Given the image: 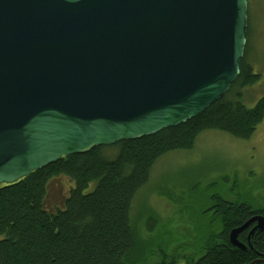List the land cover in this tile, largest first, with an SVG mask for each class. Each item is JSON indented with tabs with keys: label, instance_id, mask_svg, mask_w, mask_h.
<instances>
[{
	"label": "water",
	"instance_id": "obj_1",
	"mask_svg": "<svg viewBox=\"0 0 264 264\" xmlns=\"http://www.w3.org/2000/svg\"><path fill=\"white\" fill-rule=\"evenodd\" d=\"M247 31L248 0H0V186L202 115L239 78Z\"/></svg>",
	"mask_w": 264,
	"mask_h": 264
},
{
	"label": "trees",
	"instance_id": "obj_2",
	"mask_svg": "<svg viewBox=\"0 0 264 264\" xmlns=\"http://www.w3.org/2000/svg\"><path fill=\"white\" fill-rule=\"evenodd\" d=\"M247 59L229 93L186 124L63 157L0 186V264H151L160 259L159 264H178L180 245H173L168 254L164 246L159 254H148L138 229L142 216L134 213L137 198L152 185L163 159L192 152L202 135L218 132L240 140L254 136L264 122V97L251 109L243 103L246 88L261 78ZM60 177L74 187L63 207L51 212L49 186ZM206 195L205 209H200V216L209 221L205 236L196 244L189 241L200 254L199 264L249 263L255 257L234 247L229 234L255 215H264V207L223 188ZM161 196L177 203L168 192ZM252 243L264 260V232L256 233Z\"/></svg>",
	"mask_w": 264,
	"mask_h": 264
},
{
	"label": "rangeland",
	"instance_id": "obj_3",
	"mask_svg": "<svg viewBox=\"0 0 264 264\" xmlns=\"http://www.w3.org/2000/svg\"><path fill=\"white\" fill-rule=\"evenodd\" d=\"M247 61L254 74L261 76L244 91L243 103L251 109L264 97V21L251 39ZM73 187L66 177L53 180L48 210L62 208ZM221 188L264 207V122L250 140L206 133L192 152L172 154L156 166L152 185L139 194L134 211L136 216H142L138 229L148 254H159L163 246L167 254L173 245L191 249V243L205 236L209 224L200 216L206 194ZM162 192H168L177 203L161 196Z\"/></svg>",
	"mask_w": 264,
	"mask_h": 264
},
{
	"label": "flooded vegetation",
	"instance_id": "obj_4",
	"mask_svg": "<svg viewBox=\"0 0 264 264\" xmlns=\"http://www.w3.org/2000/svg\"><path fill=\"white\" fill-rule=\"evenodd\" d=\"M260 19L259 22H257ZM264 21V0H248V31H247V46L245 57L248 58L250 48H251V39L255 36V31L260 22ZM255 30V31H254ZM256 216H263L264 215H255ZM253 218V217H252ZM251 218V219H252ZM250 220V219H249ZM248 220V221H249ZM257 223L252 224L249 229H247L242 234L245 236V242L240 239L239 235V242L246 245L247 250L243 252L248 253L249 255H253L255 258L247 264H264V260L261 258V255L257 254L254 250L252 239L255 237L256 233H262L264 231H260L259 229L251 235L252 231L257 227ZM242 235V236H243ZM249 246V247H248ZM237 248V247H236ZM239 249V248H238ZM241 250V249H240ZM181 254V259L178 261V264H199L200 254H197L192 249L181 250L179 253ZM152 261V259H151ZM162 263V260H157L155 262H151V264H159Z\"/></svg>",
	"mask_w": 264,
	"mask_h": 264
},
{
	"label": "bare ground",
	"instance_id": "obj_5",
	"mask_svg": "<svg viewBox=\"0 0 264 264\" xmlns=\"http://www.w3.org/2000/svg\"><path fill=\"white\" fill-rule=\"evenodd\" d=\"M231 242V241H230ZM249 247V246H248Z\"/></svg>",
	"mask_w": 264,
	"mask_h": 264
}]
</instances>
